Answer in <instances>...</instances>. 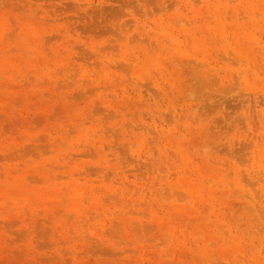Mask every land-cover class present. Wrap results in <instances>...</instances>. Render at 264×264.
Returning a JSON list of instances; mask_svg holds the SVG:
<instances>
[{
    "label": "rangeland",
    "instance_id": "obj_1",
    "mask_svg": "<svg viewBox=\"0 0 264 264\" xmlns=\"http://www.w3.org/2000/svg\"><path fill=\"white\" fill-rule=\"evenodd\" d=\"M0 264H264V0H0Z\"/></svg>",
    "mask_w": 264,
    "mask_h": 264
}]
</instances>
